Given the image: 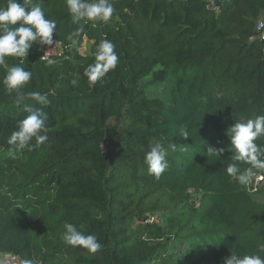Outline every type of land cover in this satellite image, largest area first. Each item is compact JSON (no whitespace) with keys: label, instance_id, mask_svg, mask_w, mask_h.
Masks as SVG:
<instances>
[{"label":"trees","instance_id":"trees-1","mask_svg":"<svg viewBox=\"0 0 264 264\" xmlns=\"http://www.w3.org/2000/svg\"><path fill=\"white\" fill-rule=\"evenodd\" d=\"M37 2L56 22L63 51L48 64L34 44L22 65L32 72L22 90L48 95L46 105L23 103L47 113L49 139L16 158L6 155L7 139L27 113L0 84V253L38 264L264 256V203L254 197L264 187L250 192L227 176L229 151L207 153L226 148L230 125L264 115V38L256 29H264V0H110L106 23H73L65 0ZM81 24L72 45L66 37ZM103 39L119 61L90 85L84 70ZM83 43L88 51L80 52ZM20 59L5 57L0 80ZM154 142L168 152L159 179L144 164ZM255 143L264 147V135ZM65 223L97 236L101 249L65 244Z\"/></svg>","mask_w":264,"mask_h":264},{"label":"clouds","instance_id":"clouds-1","mask_svg":"<svg viewBox=\"0 0 264 264\" xmlns=\"http://www.w3.org/2000/svg\"><path fill=\"white\" fill-rule=\"evenodd\" d=\"M66 8L73 23L88 21L108 22L115 12L110 0H65ZM56 32V22L47 19L45 12L39 2L32 0H7L6 6H0V65L5 64V57L21 58L19 64L8 67L0 84L4 90L16 94L15 103L23 105V111L27 115L19 120L16 130L7 139L9 145L6 155L16 158V155L25 149L31 151L48 141L49 127L48 115L39 108L23 102L31 99L38 104L49 103L48 95L38 91L25 93L22 89L32 78V72L26 70L22 65L29 50L33 45L55 46L57 40L53 39ZM83 32V25L66 39L72 45L78 43L77 37ZM47 59L48 64H53V59ZM94 62L84 70V76L90 85H95L98 80L104 78L110 71L117 67L119 56L115 51V45L108 39H103L96 46ZM76 83L75 80L72 81ZM229 143L226 148H208L207 153L211 156L222 157L227 150L231 153L232 163H228L225 169L227 176L235 179L241 186H248L258 177V173L264 171V147L255 143L256 139L264 135V115L248 119L246 122H235L226 129ZM181 137L187 138L188 132L181 131ZM35 141L32 143V141ZM173 148L175 145H169ZM168 152L160 142L150 143L145 153L144 164L147 175L159 179L168 167ZM239 163L249 165L241 169ZM65 231L62 240L65 244L82 247L89 253H96L102 245L97 236L85 235L72 223L64 224ZM259 251L264 252V243L259 245ZM23 264H38V261L28 259ZM223 264H264V256L259 254L239 255L232 251L223 260Z\"/></svg>","mask_w":264,"mask_h":264},{"label":"built area","instance_id":"built-area-1","mask_svg":"<svg viewBox=\"0 0 264 264\" xmlns=\"http://www.w3.org/2000/svg\"><path fill=\"white\" fill-rule=\"evenodd\" d=\"M257 31H260V36L264 38V29L262 22H258ZM42 56L50 58L51 56L55 54L62 53L63 46L58 41V44L55 46H42ZM264 187V171H261L258 173L257 179L254 180V182L247 186L248 191H256L258 188ZM0 264H23V260L21 257L17 254L12 253H4L0 255Z\"/></svg>","mask_w":264,"mask_h":264},{"label":"rangeland","instance_id":"rangeland-1","mask_svg":"<svg viewBox=\"0 0 264 264\" xmlns=\"http://www.w3.org/2000/svg\"><path fill=\"white\" fill-rule=\"evenodd\" d=\"M80 52L88 51V46L86 43H83L82 46L79 48ZM197 194V193H196ZM194 193L193 195L196 196ZM254 197L264 203V188H261L258 193L254 195Z\"/></svg>","mask_w":264,"mask_h":264},{"label":"crops","instance_id":"crops-1","mask_svg":"<svg viewBox=\"0 0 264 264\" xmlns=\"http://www.w3.org/2000/svg\"><path fill=\"white\" fill-rule=\"evenodd\" d=\"M0 255H1V253H0Z\"/></svg>","mask_w":264,"mask_h":264}]
</instances>
